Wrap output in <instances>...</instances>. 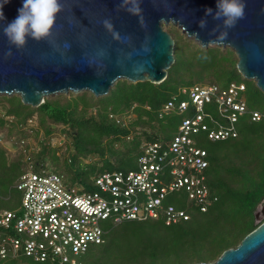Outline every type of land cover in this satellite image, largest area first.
Returning <instances> with one entry per match:
<instances>
[{
	"label": "trees",
	"instance_id": "16d2710c",
	"mask_svg": "<svg viewBox=\"0 0 264 264\" xmlns=\"http://www.w3.org/2000/svg\"><path fill=\"white\" fill-rule=\"evenodd\" d=\"M180 38L185 46L175 42V63L168 70L166 80L160 84H134L124 80L119 81L109 95L102 98H96L89 92L69 93L47 98L38 107L24 105L17 96L0 97V102L8 103L5 116L12 120L7 140L11 139L10 134H14V142L17 145L24 144L35 131L29 128L28 121L36 115L47 138L64 127V135L68 134L73 140L74 152L64 161L56 155L55 149L51 150L43 143L38 152L31 154L25 148L16 158L0 143L3 156L10 157L2 169L15 176L13 188L20 193L21 199L22 193L16 186L20 177L30 168L34 172H55L63 177L67 185L88 191L96 190L95 179L103 173L130 171L124 167L125 161V164L137 161L135 164L138 165L144 146L162 141L155 134L142 130L147 142L139 149V137L131 142H127V138L138 127L146 128L154 122L166 121L172 113L161 115L163 107L175 96L186 99V96L180 95L184 88L198 84L227 88L231 83H244V99L248 109L264 114L263 105L248 97L246 99L245 94L250 87L239 73L238 58L231 49H203L182 35ZM253 88L264 97L255 83ZM90 109H95L97 113L88 116ZM131 112L138 115V119L129 124L131 128L116 118ZM145 116L147 119H143ZM5 126V120L0 119V129ZM237 130L238 137L226 141L200 139L199 146L207 151L209 160V167L205 170L206 184L210 197L217 199L207 212H202L188 199L186 193L181 192L170 196L167 202L189 213V221L171 226L166 225L163 217L157 220L126 221L119 225L107 222L104 224L105 242L93 245L100 248L91 264L213 262L225 250L237 247L249 233L257 229L260 225L256 224V211L264 202V119L252 121L249 116H242L237 123ZM118 142H124L127 152L117 147ZM128 144L134 147L131 149ZM26 153L29 154L27 158ZM92 155L99 156L102 165H99L100 162L85 164L84 160ZM49 165L52 166L51 170ZM108 224L113 226L108 228ZM6 233L18 236L16 232H6L0 228V234ZM25 258L34 262L21 253L17 258H7L0 264H21Z\"/></svg>",
	"mask_w": 264,
	"mask_h": 264
},
{
	"label": "water",
	"instance_id": "95a60500",
	"mask_svg": "<svg viewBox=\"0 0 264 264\" xmlns=\"http://www.w3.org/2000/svg\"><path fill=\"white\" fill-rule=\"evenodd\" d=\"M62 3L56 28L44 41L29 39L26 48L17 50L0 31V94L18 95L24 105L38 107L58 94L89 92L102 98L123 79L160 84L175 63V40L163 27L170 24L178 25L203 49L229 47L238 58L239 73L264 94V0H244L245 18L227 29L226 40L213 44L208 43L225 30L222 21L206 16L209 8L215 14L217 0H143L146 29L125 10L129 5L121 7V0ZM21 6L22 0L4 5L7 21L16 18ZM201 19L208 22L204 29L199 27ZM217 25L219 31L210 35ZM197 32L198 39L191 35ZM10 48L13 55L8 56ZM260 208L264 213V204ZM195 264H264V222L216 261Z\"/></svg>",
	"mask_w": 264,
	"mask_h": 264
},
{
	"label": "built area",
	"instance_id": "2783aa9c",
	"mask_svg": "<svg viewBox=\"0 0 264 264\" xmlns=\"http://www.w3.org/2000/svg\"><path fill=\"white\" fill-rule=\"evenodd\" d=\"M245 91L244 83L182 89L180 95L188 100L175 96L161 112L188 115L172 140L146 144L136 170L103 173L95 179V191L69 186L55 172L30 168L16 186L22 193L19 210L0 213V228L18 235L0 234V262L23 253L37 263L77 264L76 256L105 242L107 222L163 217L171 226L189 221V213L167 202L181 192L207 212L217 199L210 197L208 153L199 142L201 137L212 142L237 138L242 116L264 119L248 109Z\"/></svg>",
	"mask_w": 264,
	"mask_h": 264
},
{
	"label": "rangeland",
	"instance_id": "374dc122",
	"mask_svg": "<svg viewBox=\"0 0 264 264\" xmlns=\"http://www.w3.org/2000/svg\"><path fill=\"white\" fill-rule=\"evenodd\" d=\"M163 27L166 31H168L172 35L177 45H181L183 47L185 46V43L182 42L180 38V35H182L184 38L188 39L189 41H193L195 45L200 47V45L196 43L193 39L188 38L186 34L184 33V31L178 25L170 24L168 26L163 25ZM208 48H220L223 51L230 49L229 47L223 48V47H219L218 45H212V46H209ZM244 80L246 84L250 87L249 92L245 94L246 99L248 97V99L250 98L251 100H254L257 104H261L264 106L263 95L260 94V92L254 90L253 88L254 81L246 80V79ZM120 81H124V79ZM115 85L112 87V89L115 87ZM58 95H62V94H58ZM58 95H52L47 98L58 96ZM5 96L6 97H15V96L19 97L18 95L8 96L5 94H0V97H5ZM184 100H188V98L186 97V99ZM9 103L13 105L12 101H10ZM7 107H8L7 102H4V101L0 102V119H4L6 122V126L0 129V143H2L8 149V151L11 153V156L16 158V155L18 156V153L24 151L25 148L29 149L31 151V154L38 152L40 150L41 143L48 145L51 148V150L55 149L57 151L56 155L60 157L62 161H64L65 159H69L71 154H73L74 152V148L72 145L73 140L71 136H69L68 134L64 135V133L62 132L64 127L59 128L57 132H55L51 137L47 138L46 135L44 134L42 127L40 126L39 118L37 117V115L34 118H32L31 121L30 120L28 121L29 128H32L35 131L34 132L32 131L33 132L32 136L28 140H25L24 144L22 142L20 145H17L16 142H14V140H16L14 134H10L12 135L11 139L7 140L6 138L7 136H9L10 126L12 122L10 118H7V116H5V108ZM96 113L97 112L95 109H90L88 111V116L92 114L95 115ZM187 116L188 115L186 114L178 115L176 113H172L168 116V119L166 121H157V123L154 122L151 126H147L146 128L138 127L136 129V132L134 131L133 134H131L130 137L127 138V142H131L135 137H139L138 140L140 141V144H141L139 146V149H141L143 145L147 142L145 139V136L142 134L143 133L142 130L147 131V133H150V134L152 133L155 134L156 136L159 137V139L162 142H168L166 140H170L173 137V135L177 132L178 126L181 124L182 120L186 118ZM116 118H118L126 126H130L129 124L134 123L138 119V115L135 112L134 113L131 112L125 116H116ZM143 119H147V117L145 116L143 117ZM1 122H3V120H1ZM128 145H129L128 147L131 149L134 147V146H131V144H128ZM0 146L2 145L0 144ZM117 147L119 149H122L124 152H127L124 142H118ZM25 155H26L25 158H27L29 154L26 153ZM100 160L101 159L99 158V156L92 155L88 157L87 159H85L84 163L89 164L91 162H100ZM9 161H10V157L7 156L5 158L3 156V153L0 147V213L4 211H8V210L14 211V210L19 209V207L21 206V200H22L21 195L16 189L13 188V186L15 185V180H16L15 176L11 175V173L6 171L5 168L2 169L4 166H6V163ZM125 163H124V167L127 170H136L138 167V165H136L137 161H135L136 164L134 162L129 163V164H125ZM99 165H102V163L100 162ZM49 169L50 170L52 169L51 165H49ZM263 204L264 202L260 205V207ZM260 207H258L256 211L259 213L257 221H256V224L258 225H261L264 222V213ZM111 225L112 224L110 225L108 224L107 227L110 228ZM114 225H119V224H114ZM98 248L100 247L92 245L84 255L76 256L75 259L77 263L79 264V262H81L82 264H91L96 259V256H97L96 253L99 250ZM21 264H42V263H34L31 260L25 258V259H22ZM47 264H50V263H47Z\"/></svg>",
	"mask_w": 264,
	"mask_h": 264
},
{
	"label": "clouds",
	"instance_id": "9594fccd",
	"mask_svg": "<svg viewBox=\"0 0 264 264\" xmlns=\"http://www.w3.org/2000/svg\"><path fill=\"white\" fill-rule=\"evenodd\" d=\"M10 2L11 0L0 2V21H6V23L0 24V31L8 39L10 46L17 50L26 48L29 39L38 43L46 40L56 28L57 19L63 11L62 0H22V6L17 10L18 15L9 22L4 15L3 8ZM142 2L143 0H121V7L129 5L125 10L130 15L137 16L140 26L146 29L148 25L143 16V9L140 7ZM245 7L244 0H217L215 14L211 8L207 9L206 16L212 15L214 20L222 21L225 29L220 32L216 40L209 41L208 44L226 40L227 29L234 28L238 21L245 18ZM207 23L206 19H201L199 27L204 29L207 27ZM104 24L111 28L110 21L105 20ZM220 27L217 25L209 34L215 35ZM191 35L199 38L198 32ZM6 55H13L11 48Z\"/></svg>",
	"mask_w": 264,
	"mask_h": 264
}]
</instances>
